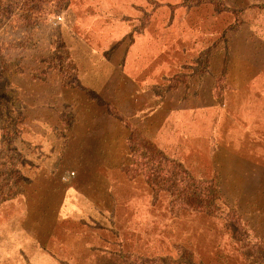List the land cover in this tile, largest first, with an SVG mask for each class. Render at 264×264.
Segmentation results:
<instances>
[{"label":"rangeland","instance_id":"rangeland-1","mask_svg":"<svg viewBox=\"0 0 264 264\" xmlns=\"http://www.w3.org/2000/svg\"><path fill=\"white\" fill-rule=\"evenodd\" d=\"M180 247L264 264V0H0V264Z\"/></svg>","mask_w":264,"mask_h":264},{"label":"trees","instance_id":"trees-1","mask_svg":"<svg viewBox=\"0 0 264 264\" xmlns=\"http://www.w3.org/2000/svg\"><path fill=\"white\" fill-rule=\"evenodd\" d=\"M213 187L203 190L197 188L198 191H195V186L189 184L183 189L188 194H185L179 200H175L174 204L180 208L179 210L207 211L214 203L213 197H211ZM196 253L180 247L179 250L175 251V254H159L157 259H161L162 264H205L204 259L200 258V254ZM195 257H198V260Z\"/></svg>","mask_w":264,"mask_h":264}]
</instances>
